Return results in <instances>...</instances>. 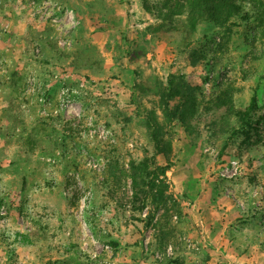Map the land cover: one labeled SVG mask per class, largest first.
<instances>
[{
	"label": "rangeland",
	"instance_id": "rangeland-1",
	"mask_svg": "<svg viewBox=\"0 0 264 264\" xmlns=\"http://www.w3.org/2000/svg\"><path fill=\"white\" fill-rule=\"evenodd\" d=\"M167 1L0 0V264H264L257 15L191 28ZM170 81L200 87L188 127L162 123ZM152 109L172 163L140 211Z\"/></svg>",
	"mask_w": 264,
	"mask_h": 264
},
{
	"label": "trees",
	"instance_id": "trees-1",
	"mask_svg": "<svg viewBox=\"0 0 264 264\" xmlns=\"http://www.w3.org/2000/svg\"><path fill=\"white\" fill-rule=\"evenodd\" d=\"M167 9L176 14L186 13L191 28H195L199 19L205 14L208 18L214 20L218 25L231 24L236 20H248L247 9L250 5L254 15H257L258 34L255 32L251 37L256 41L264 38V0H169ZM195 62L199 61L205 67L210 63L209 58L202 51H197L194 55ZM169 85L161 92L159 96L160 108L163 116L162 123H172L178 121L185 127H188V121L194 112L195 92L199 86L183 82L179 85ZM250 109H256V119H250L251 123L259 127L262 115L259 116L260 108L251 106ZM153 110L147 115L146 123L150 130V138L153 145V154L145 157L139 162L130 161L128 177L131 181L132 197L134 203H137V210L142 211L148 199L156 206L164 203L162 183L157 182L159 176H164L172 163L171 138L168 136L165 126L161 125L155 118ZM153 114V116H151ZM247 116V113L245 114ZM255 136H249V142H253ZM111 172V171H110Z\"/></svg>",
	"mask_w": 264,
	"mask_h": 264
}]
</instances>
